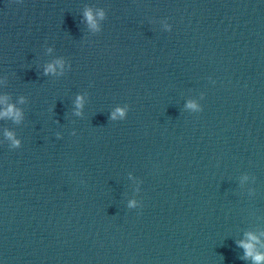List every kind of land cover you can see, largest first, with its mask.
<instances>
[{
	"label": "water",
	"instance_id": "obj_1",
	"mask_svg": "<svg viewBox=\"0 0 264 264\" xmlns=\"http://www.w3.org/2000/svg\"><path fill=\"white\" fill-rule=\"evenodd\" d=\"M9 108L0 264L264 255V0H0Z\"/></svg>",
	"mask_w": 264,
	"mask_h": 264
},
{
	"label": "clouds",
	"instance_id": "obj_2",
	"mask_svg": "<svg viewBox=\"0 0 264 264\" xmlns=\"http://www.w3.org/2000/svg\"><path fill=\"white\" fill-rule=\"evenodd\" d=\"M50 69H51V65L49 66V70ZM10 112H11V108H9L8 111L5 113H0V115H7ZM244 247L246 248V255H250L251 245H244ZM253 259L257 262V264H259V261L264 260V255L257 254L256 256L253 257Z\"/></svg>",
	"mask_w": 264,
	"mask_h": 264
}]
</instances>
